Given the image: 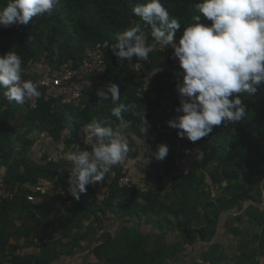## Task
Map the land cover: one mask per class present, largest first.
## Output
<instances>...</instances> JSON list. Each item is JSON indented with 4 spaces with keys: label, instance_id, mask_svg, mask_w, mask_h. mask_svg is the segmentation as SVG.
I'll list each match as a JSON object with an SVG mask.
<instances>
[{
    "label": "trees",
    "instance_id": "trees-1",
    "mask_svg": "<svg viewBox=\"0 0 264 264\" xmlns=\"http://www.w3.org/2000/svg\"><path fill=\"white\" fill-rule=\"evenodd\" d=\"M6 2L7 0H0V6ZM146 2L149 0H59L51 16L44 14L32 18L27 25L0 28V55L14 49L21 56L24 80L36 79L45 71L46 66H58L68 59L78 63L86 50L97 43L103 48L106 62V72L100 85L84 95L82 109L60 105L51 99H42L36 112L28 110L25 104L15 103L16 108H14L4 96L5 90L0 88L2 137L9 143L13 138L25 141L29 134L36 131L50 136L52 143L56 145L62 143L63 152L71 147L73 151L74 145H80V132L88 131L86 126L93 121L107 122L105 126L118 129L116 123L120 121L112 115V108L116 105L112 103L110 97L102 100L96 94L97 90L106 91L104 86L107 84L116 83L120 86L118 103L131 106L129 111L123 114L128 135L147 142L154 134V129L150 128L145 132L142 130L147 129L153 117L161 114L169 118L171 114L176 113L174 109L179 106V97L176 94V97L169 98L171 99L169 104V99L161 97L164 92L171 89L172 85L181 80L178 61L173 58L170 48L162 50L159 56L152 52L147 60L141 61L143 72L138 76L135 71L119 67L117 58L104 46L105 42L109 45L115 43L118 34L131 27L134 22H139L132 8ZM198 2L199 0H160V3L168 10L170 18H176L181 23L176 33L177 40L182 35L184 27L193 23L192 6ZM200 22L205 25L211 24V21L203 17ZM145 30L149 31L148 43H151L150 30L147 26ZM35 66L40 68L39 71L33 69ZM155 72L156 74L151 76ZM139 77L146 78L151 92L155 94V99L149 98L148 93L143 91V83H139ZM252 98L256 103L260 100L264 110V91H257ZM247 107L249 111L239 123L214 126L212 133L208 136L192 142L193 154L201 156L200 158L207 157L215 164L213 172L209 173L211 183L223 187L232 194L230 199L221 197L218 199L222 211L217 213L215 208L213 212H210L212 219L208 220L207 226L197 228L199 219L194 216L198 215L194 212H198L201 202L198 201L199 194L195 198L197 193L192 187L194 180L192 173L171 178L172 199L170 200L166 198L161 200L159 195L149 193L143 197L146 205L138 206L131 199L125 206L115 207L113 198L117 194L130 195L133 192L131 189L119 186L121 169L115 165L104 178L107 189L100 205L94 199L85 203L82 194L79 200L75 199L76 208L88 215L103 218L106 222L115 224L111 228V233L100 236L105 238V241L89 251L99 260L98 264H162L161 260L168 250L148 248V242L153 239L159 241L161 246L171 248L177 256L186 257V249L195 242L211 240L224 213L232 211L235 206L239 212L241 202H257L256 198L244 192V187L246 183L255 184L261 181L262 178L258 179V172H262L264 176V151L252 142L251 137L253 136L256 140L261 137L264 139V121H259L264 112L259 113L252 107ZM22 108L24 109L21 110ZM156 123L157 121L154 125ZM20 128L23 130L18 132ZM1 141L0 153L8 150L12 152L10 151L12 147L2 139ZM159 143L162 144V141L160 140ZM26 145L27 152L31 146L30 141ZM57 153L61 152L58 150ZM127 156L130 158L129 153ZM186 156L184 155V158H187ZM0 158L3 160L5 157L0 155ZM168 159H172V154H168ZM53 162L50 161V166L43 171L51 170L52 176H57L67 199H70L71 196L65 188H68L67 179L72 165L68 161L63 166L57 162L52 165ZM162 168L167 174L172 171V167ZM25 181L36 184V177L31 173L30 176H26ZM255 189L257 193L261 192L260 187ZM212 206L209 203L206 204L211 211ZM142 218H144L143 221ZM141 221L145 225H142ZM146 224L151 227H147ZM91 233L94 235L93 229L89 226L84 235ZM63 236L68 239L67 245L75 247L82 238L81 233L72 234L66 231H63ZM166 237L170 238L168 244ZM255 240L259 248L264 251V227L259 234L254 235ZM210 246L216 249L214 245ZM243 256L244 261L238 264H258L254 248L248 250Z\"/></svg>",
    "mask_w": 264,
    "mask_h": 264
},
{
    "label": "clouds",
    "instance_id": "clouds-1",
    "mask_svg": "<svg viewBox=\"0 0 264 264\" xmlns=\"http://www.w3.org/2000/svg\"><path fill=\"white\" fill-rule=\"evenodd\" d=\"M58 3L59 0H7L0 6V28L27 25L32 18L44 14L51 16ZM192 8L193 23L184 27L177 40L181 23L170 18L160 0L136 5L132 12L139 22L118 34L115 43L105 42L104 46L120 64L133 57L147 60L157 46L161 51L172 49L182 70L176 86L179 106L174 109L180 115L167 125L177 130L179 138L196 142L212 133L214 126L244 119L249 110L240 94L254 96L264 84V0H199ZM202 17L211 24L201 23ZM145 26L150 30L151 43ZM23 71L22 58L14 49L0 55V88L10 102L24 104L41 95L37 83L22 79ZM104 87L106 91L97 90L96 94L102 100L111 98L116 105L112 115L126 126L123 114L131 106L118 103L120 86L109 83ZM106 123L93 121L86 126L90 150L74 145V150L65 154V160L72 165L68 192L76 200L87 186L104 180L130 151L123 131ZM168 151L167 145L160 144L152 156L163 161Z\"/></svg>",
    "mask_w": 264,
    "mask_h": 264
},
{
    "label": "crops",
    "instance_id": "crops-1",
    "mask_svg": "<svg viewBox=\"0 0 264 264\" xmlns=\"http://www.w3.org/2000/svg\"><path fill=\"white\" fill-rule=\"evenodd\" d=\"M47 68L48 66H46ZM33 69L39 71L40 68L38 69L35 66ZM11 105L16 108L15 102L12 101ZM20 130H23V128H20L18 132ZM81 134L83 137L82 143L85 144L84 140L86 141L87 131L82 130L80 132L79 142H81ZM2 135L0 133V142H2V139L6 144H9L12 147L10 150L12 152H9V150L1 151L0 155L5 158L3 160L0 158V175L5 178V185L13 196L11 200L0 205V264H98L99 260L90 254L89 251L105 241V238H100V236L105 233H111V228L115 224H111L110 221L106 222L103 218L100 219L99 217L88 215L86 212L76 208L75 199L70 194L71 198L67 199L66 193L62 190V186L57 180V176H52L51 170L43 171L46 170L47 166H50V161L57 162L61 166L67 162L64 158L67 151H65L66 153L63 152V144L56 145L52 143L50 136L44 133L39 134L36 131L29 134L25 141H18L13 138L10 143ZM28 140L31 146L26 152ZM58 150L61 153H57ZM31 173L36 177V184H30L25 181L26 176H30ZM41 175L46 177L42 178ZM31 179L34 180L33 177ZM104 184L105 180H102L99 183L87 186L86 192L82 194L85 203H89L94 199L100 205L107 189ZM251 184L246 183L244 192L250 188ZM263 184L260 187V193H257L255 188L254 193H251V190L246 192L247 195H252L257 199L256 203L249 201L251 204L256 205V208H260L259 206L264 203L262 200L264 197ZM65 189L68 191L67 188ZM132 193L130 195L128 193L117 194L113 198V205L122 207V205H115L114 201L117 196H126L125 205L128 204V201L135 198L136 203L138 200L141 201V203L138 201L140 203H137L138 206L146 205L143 198L144 195L132 196ZM28 196L32 197V201L26 199ZM158 197L160 198V196ZM246 202H241V209L238 213L245 212L246 209L244 210L243 206ZM234 210L237 212L236 206ZM143 220L144 218H142ZM142 221L141 224L145 225ZM262 225L259 228V233L264 227V222ZM89 226L93 229L94 235L92 233L84 235L86 228H89ZM146 226L151 227L149 224H146ZM199 226L197 228H200ZM63 231L72 234H82L77 247L67 245L68 239L64 238ZM230 231L226 223L222 228L220 226L216 227V231L209 242L197 241L191 246L190 249H193L191 254L196 256L200 253H209L205 256V259L208 258L210 260L214 256L215 250H222L223 246L230 243ZM166 240L168 244L170 238L166 237ZM154 242V239L149 241L148 248L152 247ZM210 245H214L216 249ZM252 248L255 249L256 253L260 250L257 241H254V237L253 240L246 242L237 240L234 248L237 254H232L229 260L231 259L235 264L240 261L243 262V255ZM193 255L186 254L190 260ZM165 259L166 256L161 260L162 264Z\"/></svg>",
    "mask_w": 264,
    "mask_h": 264
},
{
    "label": "rangeland",
    "instance_id": "rangeland-1",
    "mask_svg": "<svg viewBox=\"0 0 264 264\" xmlns=\"http://www.w3.org/2000/svg\"><path fill=\"white\" fill-rule=\"evenodd\" d=\"M153 52L155 55L159 56L162 51L157 46L156 50ZM119 67L135 71L138 73V76H140V74L143 72L141 60L136 59L135 57H133L131 61L126 60L125 63L120 64ZM178 70L182 72L180 68H178ZM155 74L156 72L151 74V76ZM138 80L140 84L143 83L142 89L148 93L149 98L155 99V94L151 92V89L149 88L150 85L146 81V78L139 77ZM179 82H177V84ZM177 84L172 85L171 89L164 92L161 97L168 100L169 98L175 96V94L178 96L176 89ZM259 91H264V84L259 86L258 92ZM241 99L247 106L252 107V109H254L256 112H264L261 105L262 103L259 102L260 100L256 103L252 96H248L247 94H242ZM170 101L171 99L168 100V104ZM177 115H180V113H173L169 116V118H166L161 114L153 117V120L151 119L152 121L149 122L150 124H148L149 126L146 129H154V134H152V136H150L147 140L148 143L144 140H141L140 138L128 135L126 126H122L121 122L116 123L117 128L123 131L130 148V158L127 156V161L123 168L124 174L122 173L123 181H119V186L125 187L128 190L131 189L133 191L132 196L154 193L159 195L161 199L166 198L167 200H170L172 199V192L170 190L171 178L173 176L192 173L194 175L192 187L197 193L196 196H194L196 198L199 194L200 198L198 201L201 202L198 212L195 211L194 214L197 212L198 215L195 217L199 219V227L203 228L208 225V220L212 219V216H210L212 214L210 212H213L215 208L217 209V213L222 211L219 206L218 199L220 197L224 199H230L232 194H230L223 187H219L216 184L211 183L209 173L213 172V169L215 168L214 162L209 161L207 157L200 158L201 156L193 154L192 142L188 141L186 138H179L177 136V130L168 127L167 122L174 119ZM263 119L264 114L260 116L259 121L262 122L264 121ZM156 121L157 123L154 125V122ZM151 125L154 126L151 127ZM142 132H145L144 129ZM232 132H234V130H232ZM251 137L252 142L264 151V139L261 137L256 140L253 138V136ZM160 140L162 141V144L167 145L169 149L168 154H172V159H168L167 155L163 161H157L152 156V153L160 144ZM80 141V143L83 142L82 134L80 135ZM84 143L85 144L82 143V145H80L81 147H78L86 149L90 148L88 144L86 145L87 141L84 140ZM144 147L146 148V151ZM69 151H72V147L67 150V152ZM184 155H187V158H184ZM54 163L55 162H53L52 165ZM166 166L172 167V171L168 174L162 168ZM257 175L258 179L264 178L262 172H258ZM124 179H127V182L123 183ZM263 180L257 181L258 183L255 184L252 183L246 192H250L251 190V193H254V188L261 187L262 183H264ZM125 197L126 196H117L116 200L114 201L115 205L124 206ZM262 200L264 202V197ZM138 201L141 203L140 200ZM138 201L137 203L140 204ZM208 203L213 205L212 211L206 207V204ZM262 204L259 206L260 208H256V205L246 202L243 206V209H246L245 212L238 213L233 208L232 211H228L222 215L223 217L221 218L220 224L218 226L222 228V226H224L226 223V226L231 230L229 233L230 243L223 246L222 250H215L216 252H214L215 254L210 260H208V258L205 259V256L209 253H200L196 256L191 254L193 252V249H190L191 247L187 248L188 250L185 251L186 254H189L190 256L193 255L191 260L188 259V256H177L170 247L169 248L171 250L167 249L166 246H161L159 241L155 240L152 247H155L158 250H168L163 264H235L231 261V259L229 260V257L231 258L232 254H237L236 249H234L237 240H243L244 242L253 240L254 235L259 233L260 226H263L264 203ZM257 253L259 264H264V251L260 249L257 251ZM182 257L184 258L182 259Z\"/></svg>",
    "mask_w": 264,
    "mask_h": 264
},
{
    "label": "built area",
    "instance_id": "built-area-1",
    "mask_svg": "<svg viewBox=\"0 0 264 264\" xmlns=\"http://www.w3.org/2000/svg\"><path fill=\"white\" fill-rule=\"evenodd\" d=\"M105 72L104 51L102 46L97 43L86 50L78 63L68 59L58 66L48 67L38 78L33 79L32 81L39 85L38 90L41 95L38 98L27 100L24 104L28 110L36 112L42 99H51L57 101L60 105L82 109L84 95L92 88L100 85ZM80 149L86 150V148ZM87 150H90V148ZM126 161L127 158L116 165L117 168L121 169L120 182L123 181L122 173ZM5 182V178L0 175V205L11 200L13 196L6 187ZM125 182H127V179H124L123 183ZM26 199L32 201L30 196Z\"/></svg>",
    "mask_w": 264,
    "mask_h": 264
}]
</instances>
